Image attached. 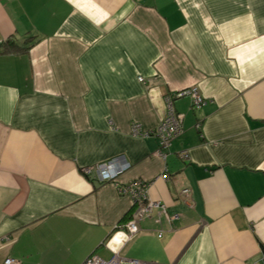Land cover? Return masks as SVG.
Wrapping results in <instances>:
<instances>
[{
    "label": "crops",
    "instance_id": "crops-1",
    "mask_svg": "<svg viewBox=\"0 0 264 264\" xmlns=\"http://www.w3.org/2000/svg\"><path fill=\"white\" fill-rule=\"evenodd\" d=\"M193 87L200 107L176 95ZM169 94L183 131L162 155L131 126ZM115 157L116 182L84 172ZM135 181L153 205L131 232ZM263 246L264 0H0V264H264Z\"/></svg>",
    "mask_w": 264,
    "mask_h": 264
},
{
    "label": "built area",
    "instance_id": "built-area-1",
    "mask_svg": "<svg viewBox=\"0 0 264 264\" xmlns=\"http://www.w3.org/2000/svg\"><path fill=\"white\" fill-rule=\"evenodd\" d=\"M141 1V0H138ZM139 81L143 82L145 78L143 76H139ZM185 94H189L192 98L193 106L200 107L206 103V99L200 94L196 87H193L189 90H184L177 92L176 95L183 96ZM172 95L169 94L166 97L168 104V113L167 116L163 119V121L155 128L146 130L142 127L140 123L134 122L132 124V134L134 136H150L151 134H156L160 137V148L156 152L157 154H164L162 149L166 148L170 145L171 140L174 137H177L183 131V125L181 122L180 115L175 114L174 107L172 106ZM184 157H189L188 152H183ZM127 163L122 157L111 158L108 161L98 163L92 167L84 168V172L90 174L92 170H96L101 181H114L118 176L124 172L127 168ZM120 193L128 194L134 199V203L138 202L137 210L135 211L133 217L127 223V227L131 230V232H137L139 230V222L140 219L148 214L151 210L152 203H146L147 198V184L145 182L135 181L130 182L125 185H117ZM184 192H188V189H185ZM115 259L104 260L98 255L89 256L83 264H113ZM6 264H19L18 260L12 257H8L5 261Z\"/></svg>",
    "mask_w": 264,
    "mask_h": 264
},
{
    "label": "trees",
    "instance_id": "trees-1",
    "mask_svg": "<svg viewBox=\"0 0 264 264\" xmlns=\"http://www.w3.org/2000/svg\"><path fill=\"white\" fill-rule=\"evenodd\" d=\"M37 36L32 35L29 38L30 39H36ZM33 44L27 45V44H19L15 40L8 38L2 42V46L4 47V51L6 52H19V51H26L29 49ZM264 248V246H263Z\"/></svg>",
    "mask_w": 264,
    "mask_h": 264
},
{
    "label": "rangeland",
    "instance_id": "rangeland-1",
    "mask_svg": "<svg viewBox=\"0 0 264 264\" xmlns=\"http://www.w3.org/2000/svg\"><path fill=\"white\" fill-rule=\"evenodd\" d=\"M98 176H99V175H98ZM134 206H135V207L133 208V214H132V217H133L135 211L137 210L138 202L135 203ZM130 219H131V218H130ZM139 223H140V222H139ZM138 226H139V225H138ZM6 259H7V258H6ZM6 259L4 260V263H3V264H6V263H5ZM114 259H115V258H114Z\"/></svg>",
    "mask_w": 264,
    "mask_h": 264
}]
</instances>
